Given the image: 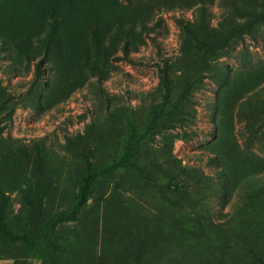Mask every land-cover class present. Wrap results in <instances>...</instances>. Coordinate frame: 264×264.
<instances>
[{"label":"rangeland","instance_id":"1","mask_svg":"<svg viewBox=\"0 0 264 264\" xmlns=\"http://www.w3.org/2000/svg\"><path fill=\"white\" fill-rule=\"evenodd\" d=\"M0 264H264V0H0Z\"/></svg>","mask_w":264,"mask_h":264},{"label":"trees","instance_id":"2","mask_svg":"<svg viewBox=\"0 0 264 264\" xmlns=\"http://www.w3.org/2000/svg\"><path fill=\"white\" fill-rule=\"evenodd\" d=\"M201 18L210 19L211 13L209 9L204 6L200 5L198 14L195 15V21L201 20ZM40 62L38 63V65ZM138 144V136L136 134V129L134 127H131V134L128 140V148L124 152V155L122 157V162L124 163H130L132 160V157L134 155L135 148ZM96 175V170L92 169L90 166L87 167V177L84 181L83 188L81 190V200L84 201L87 198V195L89 193V188L91 185L92 178Z\"/></svg>","mask_w":264,"mask_h":264}]
</instances>
